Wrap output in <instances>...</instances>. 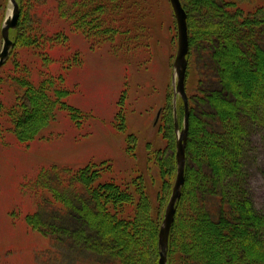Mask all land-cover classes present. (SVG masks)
<instances>
[{"label": "trees", "instance_id": "obj_1", "mask_svg": "<svg viewBox=\"0 0 264 264\" xmlns=\"http://www.w3.org/2000/svg\"><path fill=\"white\" fill-rule=\"evenodd\" d=\"M131 1L125 0V5ZM182 2L190 29L186 78L190 123L186 142V181L183 194L176 203V217L167 249L168 263L264 264V215L258 212L251 199L241 159L242 144L247 143L249 134L246 120L264 121V0L253 7L252 2L250 5L246 0ZM19 3V24L10 32L14 38L8 60L11 66L0 68L3 70L0 73V116L11 122L19 140L29 142L50 122L52 113L60 106L72 108L73 113L79 111L63 100L72 91L64 87L63 77L55 76L49 68L53 60L50 56L52 50L68 45L69 36L64 28L47 30L37 20L40 15L37 5H46L47 0H33L35 7L28 0H19ZM120 7L118 0H57L54 13L65 20L73 17L77 29L95 37L107 33L113 21L111 15L123 14ZM71 8L74 10L72 14ZM47 11L50 13L51 9ZM136 12L141 11L137 9ZM204 12L212 14L210 20L197 23L194 13L205 18ZM198 39L212 48V59L217 55L220 58L221 51H226L230 58L235 55L240 63L246 64L248 67L243 68L246 71L225 72L224 66L215 70L221 85L206 88L202 85L204 62L196 73L190 62L192 47ZM218 61L223 63L222 59ZM40 65L42 67L38 68ZM235 78L242 79L241 85H245L239 94L235 89L237 85L231 84ZM8 83L16 93L13 103L4 99L2 87ZM223 85L234 98L221 102L218 91ZM208 101L213 102L218 119L225 125V138L213 136L214 125L209 120L201 121L197 106ZM176 106L181 121L185 115L181 96ZM170 120L173 122L174 115ZM3 128L0 120V136H3ZM199 131H211L212 134L208 132L202 137ZM229 146L232 150L227 152ZM201 148L204 150L202 156L199 153ZM176 163L174 154L168 159L159 158L160 202L162 199L165 202L166 197L168 202L172 194ZM206 167L204 177L210 181L201 186L203 179L198 172ZM109 168V163L91 162L75 170H55L57 176L50 181L48 173L44 176L42 186L53 206L63 213L71 205L82 225L49 221L59 215L44 214V197L40 200L39 211L28 216V222L50 239L52 246L48 248L54 255L59 253L62 245L59 242L63 237L86 250L85 256L70 264H160L159 232L164 217L155 214L143 179L137 178L132 191L127 184L104 179V171ZM225 178L228 179L227 186L222 184ZM217 190L220 191V205L211 211L205 201ZM86 196L90 203L85 201ZM225 204L228 205V215Z\"/></svg>", "mask_w": 264, "mask_h": 264}, {"label": "rangeland", "instance_id": "obj_2", "mask_svg": "<svg viewBox=\"0 0 264 264\" xmlns=\"http://www.w3.org/2000/svg\"><path fill=\"white\" fill-rule=\"evenodd\" d=\"M56 1L47 0L43 6L38 4L40 15L36 18L45 29L64 28L69 36L68 45L52 50L49 68L55 76L63 77L64 87L72 91L63 100L79 113L60 106L52 113L50 122L29 142L19 140L11 122L0 116L4 124V133L0 136V264H70L86 255L83 247L64 237L59 242L62 243L59 253L54 255L48 248L52 246L50 239L28 222V216L39 211L44 197V214L59 215L49 221L74 226L83 224L71 205L60 213L47 198L42 182L47 173L48 181L57 176L55 170L66 172L91 162H106L110 168L104 171V179L127 184L134 191V182L141 178L151 195L155 214L162 217L167 207V197L165 202L163 199L160 202L159 158L168 159L171 154L176 157V140L184 126V116L179 121L176 106L180 96L176 92L173 62L177 54L178 27L170 0H130L126 5L125 0H118L123 14L111 15L113 21L107 33L95 37L77 29L73 17L58 18L54 13ZM259 1L246 0V3L251 5L252 2L253 7ZM28 2L35 7L33 0ZM12 7L10 0H0V51L3 21L11 14ZM137 9L141 12H136ZM73 11L71 8L70 14ZM194 15L197 23L210 20L212 16L206 12L205 18ZM207 44L198 39L190 56L194 73L204 62L202 85L206 88L213 89L220 84L215 70L224 66L225 72L246 71L243 68L248 66L240 63L235 55L230 58L226 51H221L220 58L217 55L212 59V48ZM219 59L223 63L220 64ZM10 66L9 61L2 65L3 69ZM231 84L237 85L238 94L245 86L239 78L233 79ZM2 89L5 101L13 103L14 88L8 83L3 84ZM218 93L221 102L234 98L224 85ZM197 109L202 123L209 120L214 125L213 136L225 138V125L218 119L213 102L200 103ZM173 115L174 127L170 120ZM176 116L179 129H176ZM240 119L243 120L241 116ZM246 126L249 134L241 149L243 170L251 199L264 215V121L246 120ZM199 132L202 137L208 132L212 134L211 131ZM230 150V146L226 148L227 152ZM203 151V148L199 151L201 156ZM222 160L225 163V159ZM207 168L198 172L203 179L201 186L209 184L210 178H205L203 173ZM227 182L225 178L222 184L227 186ZM85 201L90 203V198L86 196ZM205 203L211 211L218 208L220 191L210 195ZM225 205L228 215V205Z\"/></svg>", "mask_w": 264, "mask_h": 264}, {"label": "water", "instance_id": "obj_3", "mask_svg": "<svg viewBox=\"0 0 264 264\" xmlns=\"http://www.w3.org/2000/svg\"><path fill=\"white\" fill-rule=\"evenodd\" d=\"M13 3L11 14L7 15L3 21V26L1 29V35L3 36L2 50L0 51V67L4 64L11 54L14 39L10 35L12 28L18 26V21L21 16V9L19 0H10ZM172 4L174 16H176V22L178 27L177 39V54L174 59V75H175V86L176 92L179 93L184 99V126L177 137L176 140V157H177V174L175 177V182L172 187V194L167 202V207L164 212V218L162 221L161 229L159 232V245H160V256L158 263L160 264H169L168 263V245H169V235L172 230V225L175 220V214L177 210V201L182 196L183 186L185 184V172H186V142L188 138L189 130V97L186 91V78H187V69H188V55L190 53V39H189V27H188V15L187 11L182 4L181 0H170ZM160 113V112H159ZM176 129H179V121L177 116L175 119Z\"/></svg>", "mask_w": 264, "mask_h": 264}, {"label": "bare ground", "instance_id": "obj_4", "mask_svg": "<svg viewBox=\"0 0 264 264\" xmlns=\"http://www.w3.org/2000/svg\"><path fill=\"white\" fill-rule=\"evenodd\" d=\"M189 38H190V29H189ZM185 86H186V82H185ZM186 91H187V86H186ZM188 95V93H187Z\"/></svg>", "mask_w": 264, "mask_h": 264}]
</instances>
